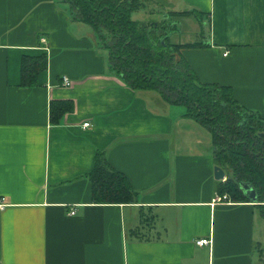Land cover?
<instances>
[{
	"label": "crops",
	"instance_id": "crops-1",
	"mask_svg": "<svg viewBox=\"0 0 264 264\" xmlns=\"http://www.w3.org/2000/svg\"><path fill=\"white\" fill-rule=\"evenodd\" d=\"M166 9L199 12L180 17L172 36L195 16V41L175 42L197 43L182 54L199 80L231 86L264 118V0H170ZM43 53L39 83L23 86V56ZM52 100L75 108L54 123ZM185 112L113 73L69 3L0 0V264H264L258 202L216 200L225 180L215 178L212 134ZM100 151L137 202H93L88 174ZM203 237L212 243L198 245Z\"/></svg>",
	"mask_w": 264,
	"mask_h": 264
},
{
	"label": "trees",
	"instance_id": "trees-1",
	"mask_svg": "<svg viewBox=\"0 0 264 264\" xmlns=\"http://www.w3.org/2000/svg\"><path fill=\"white\" fill-rule=\"evenodd\" d=\"M70 4L74 18L88 23L108 51L110 70L135 90L157 92L164 100L184 106L190 117L212 134L214 157L226 172L219 192L235 201H251L241 188L250 183L256 189L258 206L264 215V118L241 105L232 87L204 83L182 54L185 46L197 43L172 41L180 29V17L194 11L162 12V20L134 19L142 9L149 11L146 0H63ZM150 10L149 13H154ZM148 17V16H147ZM47 69L45 53L24 55L21 84L36 86ZM75 108L72 100H52L50 116L59 123ZM95 203H134L135 191L123 172L114 168L105 152H98L88 174ZM260 202V204H259Z\"/></svg>",
	"mask_w": 264,
	"mask_h": 264
},
{
	"label": "rangeland",
	"instance_id": "rangeland-1",
	"mask_svg": "<svg viewBox=\"0 0 264 264\" xmlns=\"http://www.w3.org/2000/svg\"><path fill=\"white\" fill-rule=\"evenodd\" d=\"M169 2H170V0H146L148 9L149 10H155V13L152 15L148 11H146V9H142L138 12H135L133 14V17H134V19L150 18V20L154 19V20L161 21L163 19L162 18V16H163L162 12L164 13V12L168 11L166 8H167V6H169ZM194 19H195V16L194 17L188 16L185 18H181V21L186 22V25L184 27V31L181 33L175 34L174 37L172 38V41L175 42L179 38L178 36H180V35H181V41H183V40L195 41L194 33H190V29L192 28V23L189 22V21H192ZM153 92H155V91H153Z\"/></svg>",
	"mask_w": 264,
	"mask_h": 264
},
{
	"label": "built area",
	"instance_id": "built-area-1",
	"mask_svg": "<svg viewBox=\"0 0 264 264\" xmlns=\"http://www.w3.org/2000/svg\"><path fill=\"white\" fill-rule=\"evenodd\" d=\"M41 41L46 45L45 47H47L48 45V39L45 37V36H42L41 37ZM228 52H226L225 54H227ZM62 85H70L72 83L71 79L67 76V75H63V79H62ZM84 127H87L90 125V122H84ZM228 198V194H223V195H219L216 200L221 202V201H224ZM0 206H5V203L3 201V198H0ZM71 214H75V210L72 209L70 211ZM196 243L200 246H204V245H207V244H211L212 243V238L211 237H203V238H199L197 239Z\"/></svg>",
	"mask_w": 264,
	"mask_h": 264
},
{
	"label": "water",
	"instance_id": "water-1",
	"mask_svg": "<svg viewBox=\"0 0 264 264\" xmlns=\"http://www.w3.org/2000/svg\"><path fill=\"white\" fill-rule=\"evenodd\" d=\"M260 135L264 137V133H260ZM214 174L217 180H226V172L220 165L215 166ZM241 188L244 190L245 194L250 198L251 201L257 203L258 195L253 185H251L250 183L242 182Z\"/></svg>",
	"mask_w": 264,
	"mask_h": 264
}]
</instances>
